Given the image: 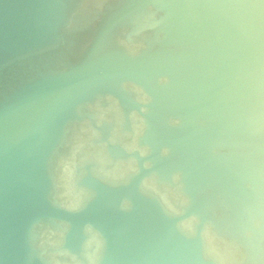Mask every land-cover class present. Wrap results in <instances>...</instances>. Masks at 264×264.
Wrapping results in <instances>:
<instances>
[{
	"label": "water",
	"instance_id": "obj_1",
	"mask_svg": "<svg viewBox=\"0 0 264 264\" xmlns=\"http://www.w3.org/2000/svg\"><path fill=\"white\" fill-rule=\"evenodd\" d=\"M0 264H264V0H0Z\"/></svg>",
	"mask_w": 264,
	"mask_h": 264
}]
</instances>
